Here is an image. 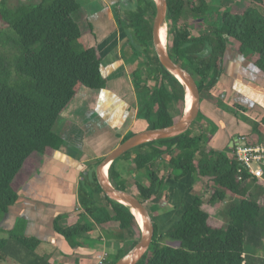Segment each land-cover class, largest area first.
<instances>
[{"label": "trees", "instance_id": "trees-1", "mask_svg": "<svg viewBox=\"0 0 264 264\" xmlns=\"http://www.w3.org/2000/svg\"><path fill=\"white\" fill-rule=\"evenodd\" d=\"M127 2L116 8L131 49L138 120L123 141L142 130L177 123L187 107L186 86L161 64L154 48L155 0ZM233 6L227 5L220 13L221 26L211 25L208 31L193 36L186 15L191 13L203 27L209 20L205 17L211 9L208 0H168V50L194 75L202 103L214 101L216 95L223 97L218 82L224 72L227 37L239 42L242 55L254 53L255 64L264 71V0H248L242 10ZM80 8L78 0H41L16 7L0 1V220L19 200L39 159L60 149L64 139L57 124L62 116H70L79 94L84 89L88 94L107 88L97 44L77 48L83 36L75 18ZM139 68H145L144 76ZM203 118L201 110L185 133L135 147L110 165L111 181L123 190L131 191L124 173L128 167H120L119 159L125 158L136 171L146 174L147 181H136L137 191L133 192L145 204L153 198L168 204L172 198L169 182L189 174L213 190L208 199L194 196L182 217L164 234L159 233L155 220L153 244L136 264H264V257L247 252L248 246L255 251L264 246V183L235 152L212 145L216 124L212 123L211 135L204 129ZM197 122L201 129L195 131ZM137 123L144 127L133 131ZM249 124V142L262 143L264 117ZM104 158L96 160L94 167ZM167 167L171 168L168 174L163 172ZM93 172L92 179L80 180V221L67 225L60 216L55 228L74 242L76 237L94 231L93 223L112 228V236L118 239V246L113 242L116 257L110 259V253L104 252L109 253L107 261L115 264L140 241L142 227L131 207L107 195L98 182L96 168ZM229 196L226 208L218 214L223 223L211 224V219L217 218L211 208L218 209ZM87 216L93 222H84ZM22 225L20 221L8 238L0 239V263L15 259L20 264H53L50 255L37 253L42 241L25 234Z\"/></svg>", "mask_w": 264, "mask_h": 264}, {"label": "crops", "instance_id": "crops-1", "mask_svg": "<svg viewBox=\"0 0 264 264\" xmlns=\"http://www.w3.org/2000/svg\"><path fill=\"white\" fill-rule=\"evenodd\" d=\"M78 1L81 4L78 13L83 14L81 17L84 18L85 24L89 21V30L87 29L85 34H91V45L97 44L99 47L105 76L107 79L115 80L113 85L125 91L131 82L128 80L130 79L129 72L124 64L121 51L125 46L127 47L128 36L119 23L120 15L116 8L124 0ZM231 52L232 54L228 56L229 63L227 61L218 82L219 88L224 90V104L218 105L216 100H205L201 108L204 113L202 120L204 129L209 134L212 135V123L216 124L217 131L212 145L224 150H227L235 137L246 136L249 133L250 124L249 121L245 122L243 114L253 121H260L264 117V71L255 64V56L244 57L239 51L232 50ZM120 77L122 81L118 83L117 78ZM110 86L101 90L102 95L98 102L102 103L104 109L100 108L96 116L77 117L73 114L77 122L70 119L72 116H62L58 122L62 127L58 129V132L63 136V144L59 150L50 151L39 159L38 168L28 176L19 200L0 220V228H5L6 231L15 229L17 224L23 221L22 228L25 234L38 237L41 243H50L53 250L40 255H50V261L53 264H82L84 259H88L85 264H94L98 256L102 254L97 252L96 245L91 239L87 240V246L81 242L68 240L56 230L55 222L58 217H65V215L67 225L80 221V180L82 173H87L88 176L90 174L91 165L88 162L105 157L118 147L123 142L125 134L136 122L135 91L131 90L134 100L128 101L123 98V95L115 92L114 88H109ZM81 103L80 98L72 108L70 115L79 108ZM109 105H115V107L111 109ZM111 112L113 113L112 126L108 129L103 126V119ZM125 119L127 121L124 125L122 122ZM76 126L81 132L75 131L74 136ZM113 128L119 132L116 138L117 144L116 141L108 144V140L112 139L110 130ZM96 135H98L97 138H95ZM73 137L82 139L76 147L77 152L72 151V145L76 144ZM95 143L101 145L107 143L108 146L104 150L97 151ZM180 182L181 180L174 183V189L169 183L172 194L169 203L174 201L175 206L179 205L176 203L175 192L185 191L178 186ZM164 220L165 217L162 215L161 221L164 222ZM96 230L100 232L98 238L100 237L106 245L104 251L111 249L112 228H107L111 237L103 234L101 225H96ZM90 233L94 234V231Z\"/></svg>", "mask_w": 264, "mask_h": 264}, {"label": "rangeland", "instance_id": "rangeland-1", "mask_svg": "<svg viewBox=\"0 0 264 264\" xmlns=\"http://www.w3.org/2000/svg\"><path fill=\"white\" fill-rule=\"evenodd\" d=\"M6 1H7V3L10 6L16 7V6H18V5L22 4V3L40 2L41 0H6ZM127 1H129V0H127ZM193 1L197 2V0H193ZM124 2L126 3V0H124ZM208 2L210 4V6H211V9H210L209 12H207L205 17L208 18L209 20H208L207 23H205V21H204L205 24L203 25V27H199V24H198L197 20H195L192 17L191 13H188L186 15L187 25L189 26V29H190V31H191L193 36H199L203 32L208 31L209 28L211 27V25L221 26L222 18H221L220 13L225 10V7L227 5L229 7H232V5H234L233 7H236V8L241 9V10L248 6V0H208ZM235 5H237V6H235ZM81 16H83L82 13H78V12L75 13V18L80 23L81 28H82V32H84L82 38L77 43V48L85 49L87 46L91 45L90 36H92V35L88 34V33L85 34V32L87 31L88 26H89V21L88 22L86 21V24H85V22H83L84 18L81 17ZM1 23H2V20H1V17H0V28H2V26H3ZM227 40H228V45H227V48H226V50L224 52V55H223V67H225L227 65L228 56L230 54H232L231 51L234 50L235 52H238V47H239V42L236 41L235 39L227 37ZM121 52H122V55H123L124 64L126 65L127 70L129 72V78L130 79H128V80L131 82V84L124 91L123 89L116 87V85H113L115 83V80L113 81L112 79L108 78V82H107L108 85L107 86L111 85L109 88H114L115 92L119 93L120 95H123V98L127 99L128 101H131V100L133 101L134 98H133V92L132 91L135 88H134V84L132 82V74H133V72L131 70V64H132V61H131V49H130L129 46H127V47L125 46L124 49ZM250 55L254 56L255 54L254 53H250ZM243 56L247 57L245 55H243ZM228 63H229V61H228ZM143 65L146 66L147 62L145 61L143 63ZM144 69H141V68L138 69L140 71L141 75H143L145 73ZM121 81H122L121 77L117 78V82L118 83H120ZM123 81H124V79H123ZM86 91L87 90L84 89L79 94L78 98L82 99V103L79 106V108L76 111H74L72 113V115H70V116H72L70 119L72 121H74V122H77V119H76L75 116L80 117V116H84L85 115V116H88V117H94V116L97 115V112L100 110V108L104 109L103 106H102V103L98 102V99H100V97L102 95V91L101 90H100V92L99 91H93L91 93L85 94ZM93 95H95V96H93ZM213 99L216 100L218 103H220L221 101H224V98L222 97V95H216V96L213 97ZM76 101L74 102V104L76 103ZM109 106L111 107V109H113L115 107V105H109ZM135 106H136V109H138L137 100H136V105ZM233 112H235V111L233 110ZM73 114H75V116ZM112 115H113V113L111 112L110 114L107 115V117H105L103 119L104 120L103 126L105 128H108V129L111 128V126H112ZM242 116H243V118L245 120L248 119V121H250V122L253 121V119L247 118V116L245 114H243ZM137 120H138V116L136 115V122H137ZM126 121H127L126 119H125V121L123 120L122 124L125 125ZM200 124H201L200 122H197V124H195L193 126V129L195 131H197L198 129H201V127H200L201 125ZM60 127H62V126H60V123H58L57 124V129H59ZM143 127H144L143 124L137 123L136 127L134 126L133 131L134 130L135 131L139 130V128H143ZM74 129H75L74 130V136H75V131L81 132L79 130L78 126H76ZM110 132H111V135H112V139L108 140L109 141L108 144H113L115 141H116V144H117V139L116 138H117L119 132L116 131L115 128L111 129ZM97 136L98 135H96L95 138H97ZM208 137H209V135H208ZM81 140L82 139L78 138V137L74 138V142L76 144L72 145V151L73 152H77L78 148H76V147L80 144ZM250 140L252 142L254 139H250ZM262 143H264V141ZM107 146H108L107 143H104L102 145L99 144V143H95V147L97 148V151L104 150V149H106ZM98 159L99 158H97V160ZM88 163L91 165L90 174L88 176L87 173H82V177H81L82 180H85L86 177H88L89 179L90 178L92 179L93 178V173H94L93 170L95 168L97 170V168H98V165H96L94 167V164H96V161H93V162L89 161ZM118 163L120 164V167L123 164L126 167H128L124 171V173L126 174V177H127L128 186L130 187V190L132 192H136L137 189H136L134 184L136 183V181L146 182L147 181L146 174L136 171L134 166L131 163H128V161H126L125 158L119 159ZM87 168H88V165H87ZM85 169H86V167H85ZM163 172L168 174V172L169 173L171 172V168L170 167L169 168L168 167L164 168ZM260 182L262 183V181H260ZM169 183L172 185L171 188L173 187V189H174L175 184L173 182H169ZM205 184H206V182H205ZM205 184L203 182H201V181L199 182V179L195 178V176H193L192 174H189L188 176L184 177L181 180V182L178 184V186H180L183 189H185V191L183 193H181L180 190H177V192H175V195H174V196L177 197L176 203H178L179 205L175 206L174 203H173L174 201L171 202V203L162 205L158 198H153L152 200H149V201L146 202V206L148 207V209L151 212L152 216L156 220V223H157V225L159 227V233L160 234H164L165 232H167L170 229V227L182 217V215L184 214L187 206L192 202L194 196H196L197 194H200V195L204 196L207 199L210 198V196L213 193V190H212V188H205L206 187ZM230 197L231 196H229V198L225 201V203H223L221 206H218V209L211 208L212 209L211 210L212 215L217 216V218L211 219V221H210L211 224L220 226L223 223V221H222L223 219L220 218L218 214L220 213L221 209L226 208L227 203L230 200ZM79 207H81L80 201H79ZM162 215H164V217H165L164 222L161 221V216ZM168 217H170V218H168ZM64 218L65 219L62 222L66 224L67 223L66 215H65ZM83 221L84 222L85 221L93 222V220L91 218H89L88 216ZM93 224H94L93 226H95L94 234L90 233V234H88L86 236L84 235V236H81V237H78V238L76 237L75 240H76V242H78V243L81 242V244H85L87 246V244H86V242H88L87 240L91 239L94 242V244L96 245L95 248H97V250H98L97 252L102 253V252H104V249H105L106 245H105L104 241H102L100 239V237L98 238L100 232L98 230H96V224L95 223H93ZM102 231H103V234L105 236L107 235L109 237V232L107 231V228L105 226L103 227ZM129 234H131V233H129ZM9 235H10L9 231H6L5 228H3V229L0 228V239L1 238H8ZM116 240H118V239H116L115 236L110 238V241H113L117 245ZM132 240H133V236L130 237V241H132ZM43 243H41V247L38 249V253L39 254L47 253L48 251L53 250V249H51V248H53V246L50 243H48V242H43ZM114 243H111V247H110L111 249L105 250V251H108L110 253V255H111L110 259H112V258L114 259L116 257L117 247L114 245ZM171 244H173L175 246H178L179 242H172ZM247 252H249V253L254 252L255 254L257 253L259 256L264 257V246L259 248L258 251L257 250L255 251V249L253 247L248 246ZM87 261H88V259H84V261L82 260V264H85ZM0 264H20V263L17 262V260L13 259V260H10V261H1Z\"/></svg>", "mask_w": 264, "mask_h": 264}, {"label": "water", "instance_id": "water-1", "mask_svg": "<svg viewBox=\"0 0 264 264\" xmlns=\"http://www.w3.org/2000/svg\"><path fill=\"white\" fill-rule=\"evenodd\" d=\"M155 2L157 11L154 18L153 29L154 48L161 64L184 83L186 91L188 88L191 90L193 104L190 110L186 107L184 115L177 123L166 127L146 129L137 132L106 155L104 160L98 165L96 170L97 179L107 195L130 206L134 214L136 213L133 208L138 210L145 221V226H141L142 235L140 241L115 264H136L153 244L156 226L155 219L146 204L143 203L133 192L116 187L110 177L105 175V167L107 165L110 166L113 161L135 147L185 133L192 127L202 108L201 92L194 75L180 63L176 62L170 55L168 47H163L161 43V31L163 26L167 24L168 0H155ZM237 140L238 137H235L227 148L228 151L234 152V145Z\"/></svg>", "mask_w": 264, "mask_h": 264}, {"label": "built area", "instance_id": "built-area-1", "mask_svg": "<svg viewBox=\"0 0 264 264\" xmlns=\"http://www.w3.org/2000/svg\"><path fill=\"white\" fill-rule=\"evenodd\" d=\"M234 152L239 161H241L248 170L264 183V143L252 144L248 138L243 135L238 137L234 145ZM109 253L104 252L98 256L94 264H110Z\"/></svg>", "mask_w": 264, "mask_h": 264}, {"label": "bare ground", "instance_id": "bare-ground-1", "mask_svg": "<svg viewBox=\"0 0 264 264\" xmlns=\"http://www.w3.org/2000/svg\"><path fill=\"white\" fill-rule=\"evenodd\" d=\"M160 38H161V43H162L163 47L167 48V47H168V46H167V41H168V25H167V24H165V25L163 26L162 31H161V36H160ZM192 104H193V100H192L191 90L188 88V89H187V109H188V110L191 109ZM109 167H110L109 165H107V166L105 167L104 172H105V175H106V176H109ZM133 210L135 211V213H136V215H137V217H138V220H139V222H140V225L144 227V226H145V221H144L143 216H142L141 213H140L138 210H136L135 208H133Z\"/></svg>", "mask_w": 264, "mask_h": 264}]
</instances>
